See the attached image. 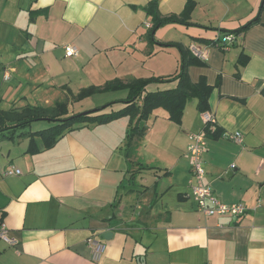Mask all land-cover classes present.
I'll use <instances>...</instances> for the list:
<instances>
[{"label": "crops", "instance_id": "obj_1", "mask_svg": "<svg viewBox=\"0 0 264 264\" xmlns=\"http://www.w3.org/2000/svg\"><path fill=\"white\" fill-rule=\"evenodd\" d=\"M150 1L0 0V108L56 102L65 86L77 94L115 79L170 76L180 69L181 48L160 44L192 54L195 44L205 59L188 73L213 86L206 111L219 131L207 138L205 180L220 199L242 201L248 212L207 217L189 195V137L204 127L192 98L181 123L155 109L129 157L128 116L80 125L38 153L28 152V137L1 140L0 218L17 243L0 239V264H264V206L255 208L264 200L263 0H195V24L164 25L156 42L141 8ZM186 3L160 0V12L179 14ZM257 16L227 48L216 45ZM66 44L78 55L66 57ZM108 93H119L106 102L118 109L130 92ZM236 132L242 142L232 138ZM9 165L20 173L6 175ZM90 237L106 246L99 258Z\"/></svg>", "mask_w": 264, "mask_h": 264}, {"label": "trees", "instance_id": "obj_2", "mask_svg": "<svg viewBox=\"0 0 264 264\" xmlns=\"http://www.w3.org/2000/svg\"><path fill=\"white\" fill-rule=\"evenodd\" d=\"M159 6L160 0H151L147 5L141 7L151 18L152 27L150 28L149 35L153 42H156L154 39L155 32L164 25L172 23L185 25L195 24L191 21V15L196 6L195 0H187L184 10L179 14L163 15L160 12ZM257 22H259V16L247 22L239 29L230 32L234 34L242 33ZM218 41L222 42V39ZM218 41L215 42L219 44ZM160 45L167 47L175 45L181 48L180 69L177 73L166 77L151 76L148 78H136L128 83H124L120 79H115L106 82L103 86L91 85L82 88L77 94H73L69 87H64L66 88V94L74 102L97 93L128 89L130 93L125 101H123V107L112 109L110 106L115 103L111 102L98 108L99 110L76 112L70 110L69 101L58 100L53 105L48 106L42 104H26L21 108H0V141L14 139L15 137H28L30 139L28 152L38 153L54 147L67 132L74 130L80 125L105 124L128 116L130 117V126L126 134V157H129V153L136 147L137 141L145 135L148 128L147 121L155 109H166L169 113V119L176 123L182 122L186 103L192 98L198 99V109L200 111L208 110L209 97L212 93L213 86L207 82L205 77H201L198 82H193L188 73L191 65L202 64L200 58L192 54L190 50L176 43H161ZM219 46L225 48L226 44L222 42ZM248 59V55L242 53L239 58V63L246 64ZM173 81L176 82L174 87L151 91L147 90V86L150 84ZM40 120L48 121L51 124L43 129L31 130L32 123ZM204 129L206 130L207 137L210 135H219L218 127L211 129L207 125ZM38 139L41 141V144L38 143ZM146 168L152 167L146 166Z\"/></svg>", "mask_w": 264, "mask_h": 264}, {"label": "built area", "instance_id": "obj_3", "mask_svg": "<svg viewBox=\"0 0 264 264\" xmlns=\"http://www.w3.org/2000/svg\"><path fill=\"white\" fill-rule=\"evenodd\" d=\"M147 27L151 28L152 23H147ZM222 42L226 44L227 48L231 43L235 42L237 35L234 33L225 34L222 38ZM218 40H216L217 42ZM219 42V41H218ZM216 43V45H220ZM191 51L195 56L200 59H205L203 51L195 44L190 46ZM66 57H75L78 55V48L74 44H66L64 46ZM6 79L9 75L6 74ZM202 121L205 126H210L211 129L216 128L217 119L214 114L209 111H204L201 114ZM195 133H192L189 137V144L187 153L190 157L191 176H190V197L194 199L197 210L207 217L221 216V217H236L239 218L248 212V206L242 202H225L218 197L210 184L205 180L206 168L203 160V155L208 151L207 145V133L204 129ZM232 138L237 142H242V133L236 132ZM20 173V169L13 165H9L6 170V175H12ZM264 200H258L255 208L263 207ZM0 239L4 240L9 245H16L17 240L12 237L6 224L0 218ZM88 243L92 246L94 256L99 258L105 250V244L98 238H88Z\"/></svg>", "mask_w": 264, "mask_h": 264}, {"label": "rangeland", "instance_id": "obj_4", "mask_svg": "<svg viewBox=\"0 0 264 264\" xmlns=\"http://www.w3.org/2000/svg\"><path fill=\"white\" fill-rule=\"evenodd\" d=\"M77 90V87H74ZM63 93V92H62ZM119 93H97L95 96H90L87 97L83 100L78 101L76 104L74 101L71 99L69 95L64 92V95L59 98L60 101H69V106L71 111H76V112H85L89 111L91 109L97 108L98 106H104L107 104L106 102H110L113 99H116L118 97ZM58 101V100H56ZM82 101V102H81ZM55 102L52 100L49 103H46V105H53ZM45 105V104H42ZM14 107V106H13ZM51 123L45 120H40L32 123L31 130H37V129H43L46 128L50 125Z\"/></svg>", "mask_w": 264, "mask_h": 264}, {"label": "water", "instance_id": "obj_5", "mask_svg": "<svg viewBox=\"0 0 264 264\" xmlns=\"http://www.w3.org/2000/svg\"><path fill=\"white\" fill-rule=\"evenodd\" d=\"M262 4H264V0H263V3ZM95 110V109H94ZM96 110H99V109H96ZM108 234H113L112 232H107V233H105V235H104V237L106 238V239H108ZM112 236V235H111Z\"/></svg>", "mask_w": 264, "mask_h": 264}]
</instances>
